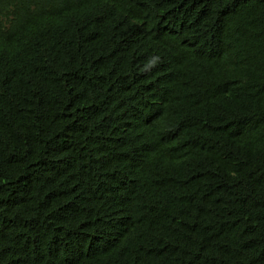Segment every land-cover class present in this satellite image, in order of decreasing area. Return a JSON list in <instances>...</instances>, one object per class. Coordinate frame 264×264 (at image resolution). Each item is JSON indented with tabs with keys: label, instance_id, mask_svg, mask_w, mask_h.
I'll return each mask as SVG.
<instances>
[{
	"label": "trees",
	"instance_id": "1",
	"mask_svg": "<svg viewBox=\"0 0 264 264\" xmlns=\"http://www.w3.org/2000/svg\"><path fill=\"white\" fill-rule=\"evenodd\" d=\"M0 264H264V0H0Z\"/></svg>",
	"mask_w": 264,
	"mask_h": 264
},
{
	"label": "clouds",
	"instance_id": "2",
	"mask_svg": "<svg viewBox=\"0 0 264 264\" xmlns=\"http://www.w3.org/2000/svg\"><path fill=\"white\" fill-rule=\"evenodd\" d=\"M159 58H155L154 60H152V63L154 64L156 62V60H158Z\"/></svg>",
	"mask_w": 264,
	"mask_h": 264
}]
</instances>
